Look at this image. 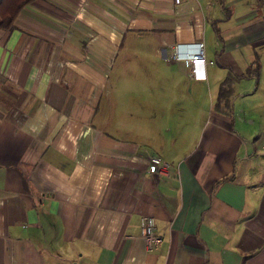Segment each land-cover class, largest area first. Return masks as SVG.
Instances as JSON below:
<instances>
[{
    "label": "crops",
    "instance_id": "0c3cea01",
    "mask_svg": "<svg viewBox=\"0 0 264 264\" xmlns=\"http://www.w3.org/2000/svg\"><path fill=\"white\" fill-rule=\"evenodd\" d=\"M13 23L0 264H264V0H32ZM198 42L193 76L170 52Z\"/></svg>",
    "mask_w": 264,
    "mask_h": 264
},
{
    "label": "built area",
    "instance_id": "2783aa9c",
    "mask_svg": "<svg viewBox=\"0 0 264 264\" xmlns=\"http://www.w3.org/2000/svg\"><path fill=\"white\" fill-rule=\"evenodd\" d=\"M171 1L175 5L182 2V0ZM170 59L181 62L184 68L188 70L189 74L193 76L196 75V65L213 63L212 60H206L202 42H198L193 48L185 51L175 46L170 52ZM166 167L167 163L162 161L159 157L151 156L149 158L148 169L150 172L156 174L160 170L164 172ZM139 229L141 237L148 246H150V244L156 245L160 242V236L154 233V220L152 216H141L139 219Z\"/></svg>",
    "mask_w": 264,
    "mask_h": 264
},
{
    "label": "trees",
    "instance_id": "16d2710c",
    "mask_svg": "<svg viewBox=\"0 0 264 264\" xmlns=\"http://www.w3.org/2000/svg\"><path fill=\"white\" fill-rule=\"evenodd\" d=\"M32 0H0V29L5 31H10L14 28V18L16 15L21 11V9ZM252 66L257 69V63H253ZM253 68V69H254ZM248 74L252 72L250 67L247 68ZM250 70V71H249ZM219 97V96H218ZM218 106L215 103L213 106V110L217 111ZM220 109V108H219ZM221 110V109H220ZM222 113H226L228 115H231V111H223ZM233 177L232 174L226 176L224 180H230Z\"/></svg>",
    "mask_w": 264,
    "mask_h": 264
},
{
    "label": "rangeland",
    "instance_id": "374dc122",
    "mask_svg": "<svg viewBox=\"0 0 264 264\" xmlns=\"http://www.w3.org/2000/svg\"><path fill=\"white\" fill-rule=\"evenodd\" d=\"M118 65V64H117ZM122 129V128H121ZM132 129H134V127H132ZM118 130H120V129H118ZM124 132H126V131H124ZM246 135L248 136V137H250V129L246 132ZM189 138H191V136H189ZM186 149V143H183L182 144V146H181V151H184ZM162 160V159H161ZM162 161H164V160H162ZM165 162V161H164ZM167 163V162H166Z\"/></svg>",
    "mask_w": 264,
    "mask_h": 264
}]
</instances>
